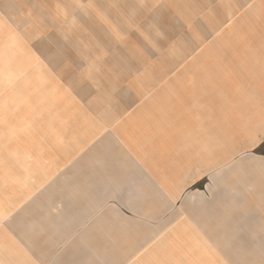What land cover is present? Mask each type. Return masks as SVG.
Segmentation results:
<instances>
[{
	"label": "crops",
	"instance_id": "0c3cea01",
	"mask_svg": "<svg viewBox=\"0 0 264 264\" xmlns=\"http://www.w3.org/2000/svg\"><path fill=\"white\" fill-rule=\"evenodd\" d=\"M114 53L90 69L88 98L67 90L65 119L37 82L14 83L0 99V221L26 218L12 224L26 225V244L41 246V230L104 235L121 220L136 234L140 220L171 225L186 217L179 204L201 202L193 190L216 186L220 164L242 153L237 124L248 146L252 131L264 137V42L217 38L210 50L126 52L125 62ZM248 166L252 180L262 177L258 162ZM252 187L264 206V180Z\"/></svg>",
	"mask_w": 264,
	"mask_h": 264
},
{
	"label": "rangeland",
	"instance_id": "374dc122",
	"mask_svg": "<svg viewBox=\"0 0 264 264\" xmlns=\"http://www.w3.org/2000/svg\"><path fill=\"white\" fill-rule=\"evenodd\" d=\"M257 2L0 0V99L14 83L37 82L43 99L57 101L60 120L65 119L61 107L67 90L76 88L81 99L88 98L82 84L93 77L90 69L102 60L115 61L110 59L114 52L125 62L126 52L143 57L144 51L210 50L217 38L227 43L238 35L243 42L263 43L264 5ZM237 125L236 139L245 140L242 153L220 164L216 186L193 190L199 189L193 198L201 195V202L179 204V215L186 217L166 227L156 220L153 228L140 220L136 234L121 220L104 235L51 237L39 229L36 241L42 243L34 246L20 235L26 225L12 226L29 223L20 214L0 221V264H264V211L259 208L264 206L252 196V183L264 180V170L252 180L248 166L250 161L264 168V137L257 139L252 131L248 146ZM101 253L102 260L94 258Z\"/></svg>",
	"mask_w": 264,
	"mask_h": 264
}]
</instances>
